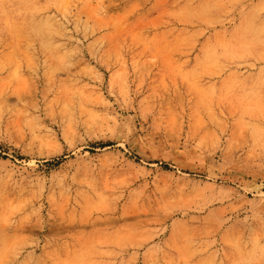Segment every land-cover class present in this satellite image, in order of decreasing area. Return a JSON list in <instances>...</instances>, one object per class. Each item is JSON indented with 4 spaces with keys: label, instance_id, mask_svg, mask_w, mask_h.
Here are the masks:
<instances>
[{
    "label": "rangeland",
    "instance_id": "rangeland-1",
    "mask_svg": "<svg viewBox=\"0 0 264 264\" xmlns=\"http://www.w3.org/2000/svg\"><path fill=\"white\" fill-rule=\"evenodd\" d=\"M0 264H264V0H0Z\"/></svg>",
    "mask_w": 264,
    "mask_h": 264
},
{
    "label": "bare ground",
    "instance_id": "bare-ground-1",
    "mask_svg": "<svg viewBox=\"0 0 264 264\" xmlns=\"http://www.w3.org/2000/svg\"><path fill=\"white\" fill-rule=\"evenodd\" d=\"M3 18V17H2Z\"/></svg>",
    "mask_w": 264,
    "mask_h": 264
}]
</instances>
